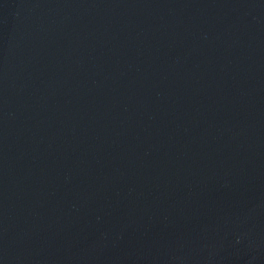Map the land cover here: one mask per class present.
<instances>
[{
	"label": "water",
	"instance_id": "95a60500",
	"mask_svg": "<svg viewBox=\"0 0 264 264\" xmlns=\"http://www.w3.org/2000/svg\"><path fill=\"white\" fill-rule=\"evenodd\" d=\"M0 264H264V0H0Z\"/></svg>",
	"mask_w": 264,
	"mask_h": 264
}]
</instances>
